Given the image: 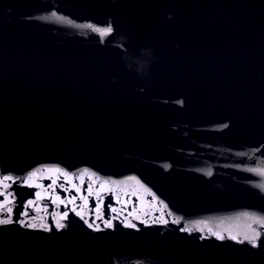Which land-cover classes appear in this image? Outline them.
Wrapping results in <instances>:
<instances>
[{
    "label": "water",
    "instance_id": "1",
    "mask_svg": "<svg viewBox=\"0 0 264 264\" xmlns=\"http://www.w3.org/2000/svg\"><path fill=\"white\" fill-rule=\"evenodd\" d=\"M0 264H264V0H0Z\"/></svg>",
    "mask_w": 264,
    "mask_h": 264
}]
</instances>
